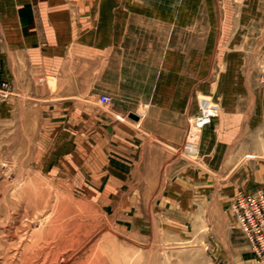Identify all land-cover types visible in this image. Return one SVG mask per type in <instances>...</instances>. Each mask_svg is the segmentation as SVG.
I'll return each instance as SVG.
<instances>
[{
  "label": "rangeland",
  "instance_id": "rangeland-1",
  "mask_svg": "<svg viewBox=\"0 0 264 264\" xmlns=\"http://www.w3.org/2000/svg\"><path fill=\"white\" fill-rule=\"evenodd\" d=\"M137 1L117 32H139L144 45L176 32L168 46H185L188 77L196 60L206 81L221 68L234 11L247 32H264V0ZM66 73L30 86L0 77L10 87L0 93V264H256L231 207L238 191L200 152L221 102L192 90L185 135L170 141L147 131L164 102L122 99L132 86L113 70L91 85L67 83Z\"/></svg>",
  "mask_w": 264,
  "mask_h": 264
},
{
  "label": "crops",
  "instance_id": "crops-1",
  "mask_svg": "<svg viewBox=\"0 0 264 264\" xmlns=\"http://www.w3.org/2000/svg\"><path fill=\"white\" fill-rule=\"evenodd\" d=\"M134 5L137 0H0L1 80L10 75L30 86L65 67L67 83L91 85L92 77L113 70L118 85L132 86L121 89L122 99L152 107L164 102L161 113H148L157 125L148 122L147 131L176 142L185 135L188 94L210 93L222 110L202 132L203 163L223 173L233 190L264 188V86L257 69L264 32H247L234 11L232 29L218 45L225 52L222 66L206 81L197 60L188 77L184 45L168 46L176 32H157L163 39L146 45L139 44V32H117L119 14ZM164 20L170 23V11Z\"/></svg>",
  "mask_w": 264,
  "mask_h": 264
},
{
  "label": "built area",
  "instance_id": "built-area-1",
  "mask_svg": "<svg viewBox=\"0 0 264 264\" xmlns=\"http://www.w3.org/2000/svg\"><path fill=\"white\" fill-rule=\"evenodd\" d=\"M259 81L264 84V54L259 64ZM0 93L4 97L10 94L8 82H2ZM100 102L108 104L110 96L102 94ZM211 117V114H205L202 119L208 122ZM231 207L254 253L256 264H264V192L260 189L239 191L233 199Z\"/></svg>",
  "mask_w": 264,
  "mask_h": 264
},
{
  "label": "water",
  "instance_id": "water-1",
  "mask_svg": "<svg viewBox=\"0 0 264 264\" xmlns=\"http://www.w3.org/2000/svg\"><path fill=\"white\" fill-rule=\"evenodd\" d=\"M129 116L135 120H138V115H136L135 113H130Z\"/></svg>",
  "mask_w": 264,
  "mask_h": 264
}]
</instances>
